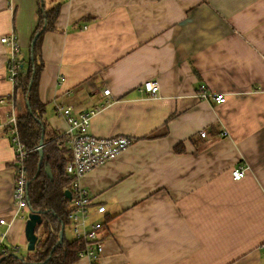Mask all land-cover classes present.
<instances>
[{
    "label": "crops",
    "instance_id": "0c3cea01",
    "mask_svg": "<svg viewBox=\"0 0 264 264\" xmlns=\"http://www.w3.org/2000/svg\"><path fill=\"white\" fill-rule=\"evenodd\" d=\"M43 3L60 7L41 43L48 125L66 129L56 104L100 108L91 134L132 140L82 179L106 211L95 216L107 222L100 264H264V0ZM38 12L39 0H0V39L16 34L26 58ZM8 55L0 42V98H15ZM147 81L158 82L156 96L141 92ZM202 85L226 101L201 99ZM14 163L1 132L0 229L20 255L29 209L17 212ZM238 165L250 169L234 181Z\"/></svg>",
    "mask_w": 264,
    "mask_h": 264
},
{
    "label": "trees",
    "instance_id": "16d2710c",
    "mask_svg": "<svg viewBox=\"0 0 264 264\" xmlns=\"http://www.w3.org/2000/svg\"><path fill=\"white\" fill-rule=\"evenodd\" d=\"M59 14V6L46 9L43 0H39V27L35 33L38 38L29 48L14 98L20 141L29 152L25 164L29 184L28 204L42 220V224L36 227L38 241L35 250L25 255H17L15 249L3 246L7 253L0 252V264H74L78 261L80 248L76 241L67 239L65 235L72 205V201L65 197L71 181L66 167L72 160V154L66 141L58 138L48 125L46 106L38 95L39 79L45 68L42 39L47 32L56 30ZM156 137L158 135L153 133L147 139ZM42 138L43 159L40 161L37 148ZM190 140L194 141V138ZM174 151L183 153L185 147L179 144ZM47 168L51 170L52 179L47 176ZM62 231L63 238L60 240Z\"/></svg>",
    "mask_w": 264,
    "mask_h": 264
},
{
    "label": "built area",
    "instance_id": "2783aa9c",
    "mask_svg": "<svg viewBox=\"0 0 264 264\" xmlns=\"http://www.w3.org/2000/svg\"><path fill=\"white\" fill-rule=\"evenodd\" d=\"M0 42L9 48L6 63L7 79L16 88L26 57L16 34L11 33L3 36ZM159 91L160 86L156 81H147L141 88V92L149 96H156ZM198 95L203 100L213 99L217 103L226 101L222 95L210 97L204 85L198 89ZM0 105L8 107L6 114L0 113V134L3 132V135L11 140L15 152L14 201L17 212L20 214L28 210V180L25 164L29 152L25 150L20 141L14 93L7 98H0ZM100 111V108H97L75 112L72 107L61 104H56L54 108L55 116L66 124V129L59 134L58 138L66 141L72 154V160L66 167V173L71 180L69 191L72 196V205L68 216L69 231L72 240L76 241L80 248L78 260H87L89 264H100L104 255L105 236L103 233L107 222L95 217L104 215L105 207L93 208V197L89 190L83 186L82 179L96 167L115 159L132 144V140L124 136L99 138L91 134V120ZM249 169L245 165L236 166L232 171V179L234 181L241 180ZM7 225V221L0 220V226ZM6 235L7 233L0 229V252L2 254L7 253L3 247ZM260 249L264 254V243Z\"/></svg>",
    "mask_w": 264,
    "mask_h": 264
},
{
    "label": "water",
    "instance_id": "95a60500",
    "mask_svg": "<svg viewBox=\"0 0 264 264\" xmlns=\"http://www.w3.org/2000/svg\"><path fill=\"white\" fill-rule=\"evenodd\" d=\"M38 36H35L33 42H32V47L34 46L36 40H37ZM43 147H44V140L43 138L40 141L39 147H38V152L40 154V161H42L43 159ZM46 173L47 176L52 179V173L50 168L46 169ZM29 186V184H28ZM65 197L68 200H72V196H71V192L70 191H66L65 192ZM28 209H29V215H28V219L26 221V225H25V237H26V241H27V250L28 252H33L36 248V244L38 241V237L36 235V227L42 224V220L39 214L33 212L31 210V208L29 207L28 204ZM63 238V231L60 233V240H62Z\"/></svg>",
    "mask_w": 264,
    "mask_h": 264
},
{
    "label": "rangeland",
    "instance_id": "374dc122",
    "mask_svg": "<svg viewBox=\"0 0 264 264\" xmlns=\"http://www.w3.org/2000/svg\"><path fill=\"white\" fill-rule=\"evenodd\" d=\"M25 211H27V213H28V210H25ZM28 215H29V213H28ZM25 224H26V222H25ZM66 238L67 239H71L72 238V235H71V233H70V231H69V226L66 228ZM25 252L24 251H22V248H21V250L19 251V254L20 255H25L24 254Z\"/></svg>",
    "mask_w": 264,
    "mask_h": 264
}]
</instances>
